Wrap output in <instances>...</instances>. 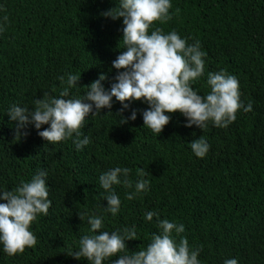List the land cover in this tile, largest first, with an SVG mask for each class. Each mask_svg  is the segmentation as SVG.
<instances>
[{
  "label": "trees",
  "instance_id": "1",
  "mask_svg": "<svg viewBox=\"0 0 264 264\" xmlns=\"http://www.w3.org/2000/svg\"><path fill=\"white\" fill-rule=\"evenodd\" d=\"M171 3V19L153 22L149 32L175 30L189 44L200 41L207 55L194 89L206 95L208 73L225 70L237 77L240 99L252 110H238L228 127L209 122L203 130L186 127L177 111L158 135L144 126L146 103L133 101L122 116L136 109L137 119L121 123L122 105L113 98L111 109L86 118L80 139L87 136L90 143L78 151L75 134L51 144L29 125L21 130L27 135L17 136L7 110L13 104L34 108L37 99L65 90L81 97L100 74L110 89L117 75L112 61L125 50L124 25L123 18L104 13L119 0H0V188L11 190L45 170L52 201L48 214L31 224L37 244L14 256L0 246V264H89L68 253L91 234L86 214L107 206L99 176L117 166L131 169L133 188L114 185L121 209L116 216L104 214V230L135 225L136 239L126 241L129 252L146 249L159 233L157 217L144 219L155 211L159 219L185 225L176 239L186 237L190 247L199 248L202 264L231 258L264 264V0ZM67 73L81 74L79 88H68ZM199 137L210 144L204 158L190 147ZM141 172L150 180L149 190L128 200Z\"/></svg>",
  "mask_w": 264,
  "mask_h": 264
},
{
  "label": "clouds",
  "instance_id": "2",
  "mask_svg": "<svg viewBox=\"0 0 264 264\" xmlns=\"http://www.w3.org/2000/svg\"><path fill=\"white\" fill-rule=\"evenodd\" d=\"M171 8V0H119L117 7L104 13L112 19L123 18L124 25L122 41L125 50L112 61L117 75L110 89L104 87L102 81L106 76L100 74L81 97L70 96L65 90L59 97L37 99L31 109L11 105L7 115L16 122L17 136L27 135L21 130L29 125L51 144L75 134L76 150H82L90 143L87 136L80 139V129L86 118L100 114L104 108L111 109L113 98L122 105L121 123L137 119L136 109H131L128 117L122 116L133 101L146 103L149 107L142 112L144 126L158 135L169 124V114L177 111L186 118V127L195 125L202 130L209 122L216 127H228L235 121L238 110L251 111L252 104L245 106L240 99L237 77L225 70L208 73L207 84L211 90L206 95H200L194 89L192 82L203 76L207 55L200 41L189 44L188 38H182L175 30L164 33L161 28H155L149 32L153 22L165 23L171 19ZM66 75L68 88H79L81 74ZM59 79L65 82L64 76ZM43 125L49 127L40 131ZM190 147L199 158H204L210 150V144L202 137L192 140ZM130 171L127 167L117 166L99 176L100 187L107 193L104 197L107 206L102 205L99 214H86L91 234L83 235L78 250L68 254L78 260L86 259L89 264H105L114 256L118 258L111 260V264H202L198 259L199 248L190 247L186 237L176 239L185 231V225L159 219V213L155 211L144 214L147 221L157 217L160 230L152 234L146 249L128 251L126 241L137 237L135 225L111 232L104 230V214L116 216L121 209V199L114 185L133 188L128 178ZM139 175L141 178L135 182L134 191L126 193L128 200L149 190L150 180L144 178L143 172ZM47 177L45 170H39L30 180H21L11 190L0 188V246L9 256L23 253L26 248L37 244V237L30 229L39 214H48L52 204ZM224 264H238V260L226 259Z\"/></svg>",
  "mask_w": 264,
  "mask_h": 264
}]
</instances>
